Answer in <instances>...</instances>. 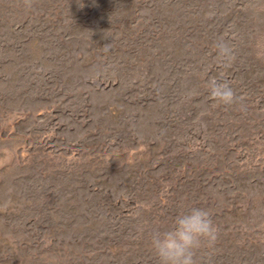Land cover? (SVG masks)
I'll return each mask as SVG.
<instances>
[{"label":"rangeland","instance_id":"1","mask_svg":"<svg viewBox=\"0 0 264 264\" xmlns=\"http://www.w3.org/2000/svg\"><path fill=\"white\" fill-rule=\"evenodd\" d=\"M260 34L264 0H0V264H158L192 207L197 264H264Z\"/></svg>","mask_w":264,"mask_h":264},{"label":"clouds","instance_id":"2","mask_svg":"<svg viewBox=\"0 0 264 264\" xmlns=\"http://www.w3.org/2000/svg\"><path fill=\"white\" fill-rule=\"evenodd\" d=\"M26 11L35 7V0H21ZM110 52L111 44L102 47ZM217 59L227 67L235 59L234 48L223 37L215 43ZM254 54L257 59L264 60V34L256 37ZM210 97L219 105L231 106L241 104L243 97L237 96L231 84L213 78L207 84ZM220 229L214 224L211 213L199 207H192L178 214L166 230H154L150 234L151 249L158 264H197L196 254L203 248H213L219 240Z\"/></svg>","mask_w":264,"mask_h":264}]
</instances>
